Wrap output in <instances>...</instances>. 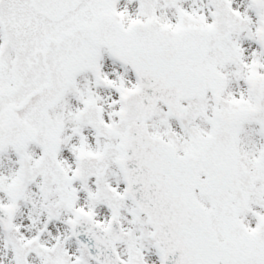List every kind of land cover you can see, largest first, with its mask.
<instances>
[{
	"label": "snow or ice",
	"instance_id": "1",
	"mask_svg": "<svg viewBox=\"0 0 264 264\" xmlns=\"http://www.w3.org/2000/svg\"><path fill=\"white\" fill-rule=\"evenodd\" d=\"M0 264H264V0H0Z\"/></svg>",
	"mask_w": 264,
	"mask_h": 264
}]
</instances>
